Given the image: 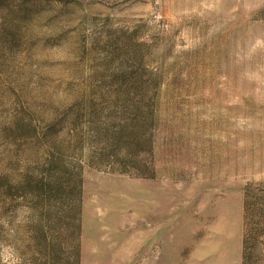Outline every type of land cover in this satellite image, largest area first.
I'll return each instance as SVG.
<instances>
[{"label":"rangeland","instance_id":"1","mask_svg":"<svg viewBox=\"0 0 264 264\" xmlns=\"http://www.w3.org/2000/svg\"><path fill=\"white\" fill-rule=\"evenodd\" d=\"M0 264H264V0H0Z\"/></svg>","mask_w":264,"mask_h":264},{"label":"trees","instance_id":"2","mask_svg":"<svg viewBox=\"0 0 264 264\" xmlns=\"http://www.w3.org/2000/svg\"><path fill=\"white\" fill-rule=\"evenodd\" d=\"M248 243V242H247ZM245 245H246V241H245ZM246 248V247H245ZM247 248H248V244H247Z\"/></svg>","mask_w":264,"mask_h":264}]
</instances>
